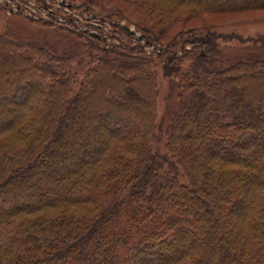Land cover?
Returning <instances> with one entry per match:
<instances>
[{
  "label": "trees",
  "instance_id": "16d2710c",
  "mask_svg": "<svg viewBox=\"0 0 264 264\" xmlns=\"http://www.w3.org/2000/svg\"><path fill=\"white\" fill-rule=\"evenodd\" d=\"M68 1L125 44L0 31V264H264V34L190 24L264 0Z\"/></svg>",
  "mask_w": 264,
  "mask_h": 264
},
{
  "label": "rangeland",
  "instance_id": "374dc122",
  "mask_svg": "<svg viewBox=\"0 0 264 264\" xmlns=\"http://www.w3.org/2000/svg\"><path fill=\"white\" fill-rule=\"evenodd\" d=\"M58 4V1H57ZM63 9L62 7H60ZM58 13V12H57ZM98 20L102 18L101 15H97ZM65 21H59V20H45V19H36L32 17L31 15L22 14V13H13L11 14L8 10L3 9V7L0 5V31H5V27L12 28L13 33L16 37L20 39L25 40H31L36 41L38 43L42 44H51L53 45L56 50L63 51V49H66L70 42H71V35L67 33V28H71L72 30H79L78 28L71 25V23L68 21L67 16L65 17ZM38 21H47L50 22L49 25H42V23ZM84 21H81L80 25H83ZM127 20H124L121 23H124L127 25ZM216 24L217 26L214 27V30L222 33H232L236 32L238 34L244 35V36H255L258 34H264V11H253V12H246V13H237L234 15H207L206 17H202L199 19H196L195 21L191 22L190 24L193 26L203 25V24ZM102 25H97L92 27L93 29L97 30V34H101L100 36L105 38L106 44L114 43L116 45H122L125 44V35L119 36H111V32L113 31L112 26L110 23L101 22ZM8 25V26H7ZM134 29L137 31V35H141V31L136 28L134 24L131 25ZM62 27V28H61ZM88 28V24L83 25V30H86ZM65 29V30H64ZM84 32V31H83ZM88 34L91 36H95L96 33L88 31ZM136 35V37H137ZM189 34H184V38L188 37ZM139 37V36H138ZM142 37V36H141ZM236 40L231 41H225L221 40L222 48H224V55H228L230 57H234L235 54L238 52L240 53V47L235 43ZM139 44L143 46L145 51L149 52L153 50V47L150 46L151 44L148 43L147 39L144 37L142 40L139 41ZM189 48H192L193 45L190 43L186 44ZM80 74V73H79ZM161 93H160V99H159V116L162 117L164 114V111L166 109L165 106L169 105L167 101V94L169 90V81L167 78L161 75ZM172 102V101H170ZM135 125V121H126L124 131H132L133 126ZM166 137H163V141L160 142V147L162 150H164ZM250 190H246L245 194L247 197H250L251 194ZM21 195L24 196V192H21ZM254 210L249 212V215L247 217H253L254 213L257 214L255 211H257L256 206L254 205ZM248 218V219H249Z\"/></svg>",
  "mask_w": 264,
  "mask_h": 264
},
{
  "label": "built area",
  "instance_id": "2783aa9c",
  "mask_svg": "<svg viewBox=\"0 0 264 264\" xmlns=\"http://www.w3.org/2000/svg\"><path fill=\"white\" fill-rule=\"evenodd\" d=\"M0 4H2L10 13H25L36 19L65 21L66 16L67 18L73 16L74 20L78 22L79 20L86 18L90 21L87 30L93 33L97 32V30L92 27L97 25L104 26V24H100L101 22L98 20L97 16L92 13H85L84 16L79 15V13L73 11L72 6L65 0H0ZM79 28L81 29L83 26L80 25Z\"/></svg>",
  "mask_w": 264,
  "mask_h": 264
},
{
  "label": "water",
  "instance_id": "95a60500",
  "mask_svg": "<svg viewBox=\"0 0 264 264\" xmlns=\"http://www.w3.org/2000/svg\"><path fill=\"white\" fill-rule=\"evenodd\" d=\"M128 29V28H127Z\"/></svg>",
  "mask_w": 264,
  "mask_h": 264
}]
</instances>
